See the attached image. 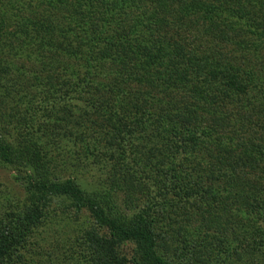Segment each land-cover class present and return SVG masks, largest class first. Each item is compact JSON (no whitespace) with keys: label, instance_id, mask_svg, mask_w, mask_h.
Returning <instances> with one entry per match:
<instances>
[{"label":"trees","instance_id":"16d2710c","mask_svg":"<svg viewBox=\"0 0 264 264\" xmlns=\"http://www.w3.org/2000/svg\"><path fill=\"white\" fill-rule=\"evenodd\" d=\"M0 164V264H264V0H0Z\"/></svg>","mask_w":264,"mask_h":264},{"label":"rangeland","instance_id":"374dc122","mask_svg":"<svg viewBox=\"0 0 264 264\" xmlns=\"http://www.w3.org/2000/svg\"><path fill=\"white\" fill-rule=\"evenodd\" d=\"M25 195L23 189L19 186L18 183L14 180V173L10 168L0 164V206L5 204L6 206L17 205L24 201ZM64 203V202H63ZM61 200H55L52 202L50 206V210H57V212H63V206H66L65 203L63 204ZM46 236H42L38 238V240L42 241L43 250L48 248V239ZM41 246V242L38 245ZM38 250L39 247L35 246ZM131 247V246H130Z\"/></svg>","mask_w":264,"mask_h":264}]
</instances>
